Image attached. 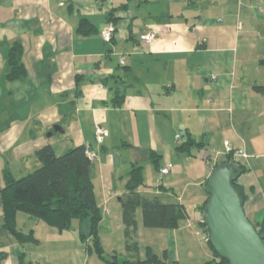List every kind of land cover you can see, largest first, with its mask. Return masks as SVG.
<instances>
[{
	"label": "crops",
	"instance_id": "0c3cea01",
	"mask_svg": "<svg viewBox=\"0 0 264 264\" xmlns=\"http://www.w3.org/2000/svg\"><path fill=\"white\" fill-rule=\"evenodd\" d=\"M82 18L93 31L78 30ZM109 23L114 31L104 41ZM150 30L155 39L144 43ZM15 42L26 73L10 80L7 51ZM263 72L264 0H0V186L6 169L18 178L38 168L43 146L57 155L87 147L96 153L89 175L104 252L129 257L120 197L139 165L137 192L178 203L186 216L175 227H148L138 207V256L149 246L168 261L190 262L206 181L227 146L248 155L239 157L245 212L253 221L264 214V92L255 88L264 85ZM96 123L108 129L101 142ZM188 138L195 144L180 148ZM16 225L38 242L14 238L0 202V264H102L79 238L85 222L73 219L59 231L18 211Z\"/></svg>",
	"mask_w": 264,
	"mask_h": 264
},
{
	"label": "trees",
	"instance_id": "16d2710c",
	"mask_svg": "<svg viewBox=\"0 0 264 264\" xmlns=\"http://www.w3.org/2000/svg\"><path fill=\"white\" fill-rule=\"evenodd\" d=\"M78 30L88 33L94 28L86 19L82 18L79 20ZM21 54L22 46L19 42L13 43L7 51L8 70L5 76L10 80L18 79L26 73L21 61ZM255 88L264 92V85H255ZM122 100L123 95L116 96L113 98L112 104L121 105ZM194 144V140L188 138L180 148L188 149ZM85 150L83 145H76L57 155L50 145H46L36 153L41 164L35 170L18 178L14 177L8 169L4 170L3 183L0 186V202L5 228L20 243L38 242L32 230L23 232L18 229L16 225L18 211L42 220L59 231L70 228L72 220L77 219L88 225L87 231L80 230L79 233V238L84 243L86 250L95 253L107 264H178L166 260L165 256H159L149 246L146 247L145 257L138 256L139 244L136 240L137 221L135 216L138 207L142 209L143 222L148 227H175L186 216L183 207L178 203L162 202L156 196L143 197L137 192V188L143 181L142 167L139 165H134L130 170L126 184L127 192L120 197L125 250L132 255L120 258L117 252H112L109 255L104 252L97 230L101 213L89 175L91 160ZM232 151L233 149L227 152L226 158L216 165L231 163L238 169L239 174L232 184L239 191L244 204L249 196V189L239 182V177L246 171V165L240 158H233ZM208 199L209 194L202 205L203 213ZM251 222L264 241V214ZM200 224L204 227L207 238V226L202 221ZM206 241L214 257L202 264H229L228 260L217 254L208 239ZM4 255V252H0V257L3 258Z\"/></svg>",
	"mask_w": 264,
	"mask_h": 264
},
{
	"label": "water",
	"instance_id": "95a60500",
	"mask_svg": "<svg viewBox=\"0 0 264 264\" xmlns=\"http://www.w3.org/2000/svg\"><path fill=\"white\" fill-rule=\"evenodd\" d=\"M238 174L231 163L212 169L206 183L209 199L202 222L207 226L211 246L229 264H264V241L247 217L239 191L232 184Z\"/></svg>",
	"mask_w": 264,
	"mask_h": 264
},
{
	"label": "built area",
	"instance_id": "2783aa9c",
	"mask_svg": "<svg viewBox=\"0 0 264 264\" xmlns=\"http://www.w3.org/2000/svg\"><path fill=\"white\" fill-rule=\"evenodd\" d=\"M114 31V25L112 23H109L102 31H101V37L103 38L104 41H110L112 38V34ZM155 31L154 30H150V31H146L143 35H142V41L144 43H150L151 41H153L155 39ZM124 61V56L120 57V63H122ZM217 76L216 74H212L211 75V79H216ZM108 135V129H106L105 127H103L102 125L96 123L94 126V136L97 142H101L103 141V139ZM176 137H178V135H176ZM85 151L86 154L88 156V158L90 160H94L96 158V153L90 149H88L87 147H85ZM231 147L227 146V152L231 151ZM215 153H217V150L214 148L213 149ZM248 155L245 152V150L243 148H236L233 149L232 151V157L233 158H246ZM170 165H165L164 167L161 168V173H167L169 170Z\"/></svg>",
	"mask_w": 264,
	"mask_h": 264
},
{
	"label": "rangeland",
	"instance_id": "374dc122",
	"mask_svg": "<svg viewBox=\"0 0 264 264\" xmlns=\"http://www.w3.org/2000/svg\"><path fill=\"white\" fill-rule=\"evenodd\" d=\"M259 78H260V80L264 79V72L262 73V75H259ZM218 157H219V159H223L224 156L223 155H219ZM246 215L248 217L247 213H246ZM248 218H250L249 220L253 221L251 217H248ZM192 227L197 229L200 232V235L198 236L197 241L194 239L191 242V246H192V249H193V255H192L193 259H192V261L184 262V264H202V263H204L205 261H207V260H209L211 258L212 250L209 247V244L207 243V241L204 239L205 235L200 231L201 230V224L197 223L195 221V223H194V225ZM207 252L209 254L208 256H210V257H207L206 255H204ZM182 253H184L185 256L187 255L186 254L187 253L186 250L182 251ZM106 254L109 255L110 253H106ZM93 256H96V254L94 253ZM119 256H120V258L124 257L123 255H119ZM93 259H98V258L97 257H93ZM98 261H100V260H98ZM101 263L102 264H107L106 262H104L102 260H101Z\"/></svg>",
	"mask_w": 264,
	"mask_h": 264
}]
</instances>
